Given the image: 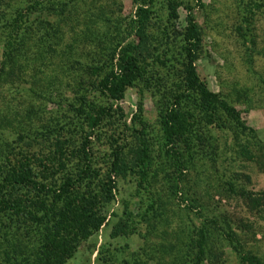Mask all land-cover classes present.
Returning a JSON list of instances; mask_svg holds the SVG:
<instances>
[{
    "label": "rangeland",
    "instance_id": "1",
    "mask_svg": "<svg viewBox=\"0 0 264 264\" xmlns=\"http://www.w3.org/2000/svg\"><path fill=\"white\" fill-rule=\"evenodd\" d=\"M25 1L6 0V3L14 6ZM100 1L110 7L109 24L94 15ZM100 1L75 2L73 22L61 23L56 31V37L60 38L46 39L47 46L42 45L45 38L38 23L40 15L34 14L36 24L28 36L25 55L21 52L16 56L15 75L0 76V161L11 150L12 159L30 157L35 162L46 156L51 143L49 134L54 136L62 127L71 131L81 120L82 116L72 114L69 102L85 86L88 85V97L101 101V96L89 85L93 74L85 76L88 80L84 85L77 82L85 69L84 56L95 53L98 43L75 37L85 29L84 22L95 36L114 35L116 26L134 6L132 0ZM180 1L178 16L172 21L167 0H155L156 19L161 24L173 22L175 31H183L185 6L193 7L202 40L195 60L198 73L211 90L237 108L240 118L264 142V0H202V6L195 5V0ZM55 19L56 15L52 20ZM103 37L102 42L106 43L108 37ZM179 37L178 33L170 41L174 52L179 49ZM70 51L74 54L68 55ZM177 66V61L166 66L155 64L147 80L129 87L120 101L127 112L140 105L141 115L149 123L147 137L155 157L150 184L143 186L133 173L119 178L114 199L102 205L105 223L80 242L66 264H102L104 259H116L118 264H125V259L138 264H195L194 230L204 220H207V249L200 264H240L234 245L264 261V143L254 142L235 127L205 124L192 132V157L181 180L177 170L165 161L159 114L176 88ZM42 131L47 133L45 141L40 140ZM122 131L117 120L111 126L107 122L97 129L100 136L94 141L97 166L104 167L106 162L110 149L108 135L113 133L120 141ZM128 139L131 145L129 132ZM247 149L251 151L249 154ZM242 190L258 198L249 200L246 194H241ZM152 199L156 200L154 208L148 209ZM194 211H199L200 216ZM119 217L133 227L128 235L116 232L114 226ZM228 229L235 231L232 242L225 234ZM26 231L30 237L34 229L21 223L9 242L2 241L0 262L5 263L6 256L12 258L15 250L13 256L19 257V251L28 249V241L33 238H28Z\"/></svg>",
    "mask_w": 264,
    "mask_h": 264
},
{
    "label": "trees",
    "instance_id": "2",
    "mask_svg": "<svg viewBox=\"0 0 264 264\" xmlns=\"http://www.w3.org/2000/svg\"><path fill=\"white\" fill-rule=\"evenodd\" d=\"M75 2L87 0H26L14 6L0 0V76L15 75L14 62L18 53L25 55L28 36L36 24L33 23L35 13H39L38 23L44 29L42 45L47 46L46 39L57 36L61 23L73 22ZM181 2L167 0L168 17L172 21L178 16L177 7ZM132 3V12L116 26L114 35H107L104 29V34L95 36L90 25L84 22L85 29L75 37L76 40L82 38L98 43L95 53L84 56V70L87 71L83 70L76 81H82L84 85L88 80L85 76L89 78L93 74L89 85L101 96V101L98 97H88V85L85 86L78 97L69 102L72 114L82 116L81 120L71 131H64L62 127L54 136L49 134L51 143L46 156L35 162L30 157L12 159L11 150L0 161V247L3 240L9 242L21 223L34 229L30 237L27 231L25 233L28 238H33L28 241V249L19 251V257H14L16 250L13 251L12 258L6 256L5 263L0 264H66L80 242L105 223L102 205L114 199L119 178L133 173L143 186L150 184L155 157L147 137L149 123L141 115L140 105L127 112L120 101L129 87L147 80L148 73L155 70V64L166 66L178 62L176 88L159 114L165 161L177 170L178 180L183 178V170L192 157V132L200 129V125L235 127L254 142L264 143L255 129L240 118L237 108L219 92L211 90L198 73L195 60L202 40L193 7L185 6V29L175 31L173 22L161 24L156 19L155 0H132ZM202 4V0H195V5ZM107 8L110 7L100 1L94 12L97 19L105 20L104 24H109L112 19ZM55 15L58 19L53 21ZM89 32L92 33L89 35ZM178 33L179 49L174 52L170 41ZM104 35L108 37L106 43L102 42ZM72 54L70 51L68 55ZM115 120L124 130L122 140L117 141L113 133L108 135L110 149L106 162L104 167L97 166L94 149L95 139L100 138L97 129L107 122L111 126ZM46 134L42 131L40 140L45 141ZM247 151L248 154L251 152ZM230 188L233 189L231 183ZM241 194H246L249 200L258 198L245 190ZM155 202L152 199L148 209L154 208ZM191 207L195 205L192 203ZM146 210L143 216H146ZM194 212L200 216L199 211ZM206 221L194 230L197 234L193 243L195 264H200L206 254ZM211 221L217 223L216 219ZM114 228L126 235L134 230L122 217L118 218ZM225 234L230 242L235 240L232 229ZM188 237L193 240L190 235ZM234 248L240 264H264L259 255L244 252L237 245ZM115 260L104 259L102 264H118ZM124 263L138 264L127 259Z\"/></svg>",
    "mask_w": 264,
    "mask_h": 264
}]
</instances>
